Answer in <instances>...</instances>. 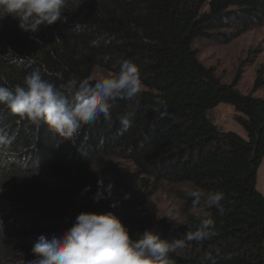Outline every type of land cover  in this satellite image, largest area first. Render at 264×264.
Returning <instances> with one entry per match:
<instances>
[{
	"label": "trees",
	"instance_id": "1",
	"mask_svg": "<svg viewBox=\"0 0 264 264\" xmlns=\"http://www.w3.org/2000/svg\"><path fill=\"white\" fill-rule=\"evenodd\" d=\"M63 15L66 22L34 34L10 16L0 20V83L22 84L35 70L58 87L72 78L95 82V68L115 76L128 60L142 88L134 100L112 102L110 119L84 124L75 144L0 106V136L9 141L0 145V264H25L40 235H62L82 211H111L133 238L148 229L169 242L211 217L214 234L170 252L171 264H264V197L255 187L264 157V97L252 96L264 87L262 72L242 95L235 89L239 76L222 83L192 47L213 35L227 44L263 26L264 0H67ZM161 100L163 118L156 111H163ZM219 104L234 108L246 139L210 122L208 112ZM126 114L131 126L120 134ZM100 177L114 184L111 200L92 198ZM162 182L223 192V213L202 201L204 211L183 225L156 220L147 201ZM183 200L192 207L188 193Z\"/></svg>",
	"mask_w": 264,
	"mask_h": 264
},
{
	"label": "clouds",
	"instance_id": "2",
	"mask_svg": "<svg viewBox=\"0 0 264 264\" xmlns=\"http://www.w3.org/2000/svg\"><path fill=\"white\" fill-rule=\"evenodd\" d=\"M66 5L67 0H0V20L10 16L18 21L20 30L34 34L41 26H50L57 21L66 22L67 18L63 15ZM82 27L76 23L73 30L79 32ZM141 88L139 70L128 60L120 64L119 72L111 78L95 82L88 78H72L59 87L35 70L25 75L22 84L9 87L0 83V106L21 120H28L37 126L46 125L63 138V142H72L84 124L94 122L100 115L110 119L112 102L117 99L134 100ZM159 105L163 111L160 107L156 111L163 118L167 115V105L163 100L159 101ZM129 117L130 114H126L119 118L120 134L131 126ZM7 143L9 141L0 136V145ZM113 188L112 182L105 185L104 179L98 178L93 200H111ZM90 190V185L85 186L81 195ZM188 195L193 210L203 212V201L209 207L216 206L223 213V192L191 190ZM124 199H128L127 195ZM119 203L113 200L110 206L115 208ZM167 218L170 221L176 219L174 214ZM214 228L211 217H201L197 229L185 233L183 240L169 242L162 239L159 233L148 229L138 238H133L127 226L113 212L82 211L62 235L56 234L50 238L40 235L31 247L32 258L25 264H171L170 252L183 248L186 241L212 236Z\"/></svg>",
	"mask_w": 264,
	"mask_h": 264
},
{
	"label": "rangeland",
	"instance_id": "3",
	"mask_svg": "<svg viewBox=\"0 0 264 264\" xmlns=\"http://www.w3.org/2000/svg\"><path fill=\"white\" fill-rule=\"evenodd\" d=\"M213 36L212 39L194 41L192 47L197 53L198 61L205 67L212 68L222 83L229 84L239 76L235 89L242 95H248L252 92L258 71L262 72L264 80V25L243 33L227 44L215 40L216 37H220L219 35ZM91 77L96 81L113 76L100 68H95ZM252 96L263 98L264 87L255 91ZM237 116L234 108L226 104H219L208 112V119L219 132L234 133L246 139L244 129L236 120ZM255 187L264 197V157L256 170ZM189 192L185 185L159 183L147 201V207L156 220H164L173 227H178L185 224L189 216L197 213L184 203L183 197ZM170 214L175 215V221L167 218Z\"/></svg>",
	"mask_w": 264,
	"mask_h": 264
}]
</instances>
